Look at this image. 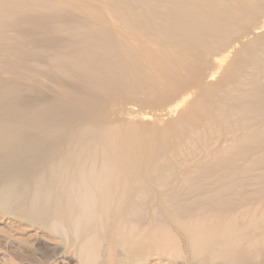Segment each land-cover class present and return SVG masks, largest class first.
I'll return each mask as SVG.
<instances>
[{"label":"bare ground","instance_id":"bare-ground-1","mask_svg":"<svg viewBox=\"0 0 264 264\" xmlns=\"http://www.w3.org/2000/svg\"><path fill=\"white\" fill-rule=\"evenodd\" d=\"M263 9L0 0V211L81 264H264ZM144 98L163 125L103 108Z\"/></svg>","mask_w":264,"mask_h":264},{"label":"rangeland","instance_id":"rangeland-1","mask_svg":"<svg viewBox=\"0 0 264 264\" xmlns=\"http://www.w3.org/2000/svg\"><path fill=\"white\" fill-rule=\"evenodd\" d=\"M233 12H239V10L235 9ZM240 15L245 16V13H241ZM245 19L246 20L238 21L235 24L236 29L253 31L255 27L260 26L261 28L258 30L259 32L254 34L255 37H260L264 34V9L262 10L261 18L250 19L249 17H245ZM217 46L218 44L212 45V49L210 51L207 50V54H199L198 59L200 63L197 66L198 71L199 68L201 70L198 74L200 75V79L204 77V74L202 73L204 70L212 71V69L208 67V63L210 57L217 54L219 48ZM238 46L240 47V45ZM191 58L192 57H190L189 60ZM222 58L225 59L226 57L222 56ZM225 60V63L217 65V77L230 62V58H226ZM185 75L186 77L194 79L193 73L189 72ZM195 86L196 82L191 81L190 85L181 87L178 92L180 94H191L195 89ZM174 104L177 103L175 102ZM182 106L183 105L174 106V108L179 111ZM103 108L106 110L107 114L117 118L131 119L134 121L143 120V122L153 124L155 126H161L166 122V119H164L163 121L165 122H163L162 118L158 119L157 117H151V107L147 98H144L139 102L121 101L117 104L115 103V105H105ZM128 112L131 114V118L127 114ZM145 113H147V116L144 118L138 116V114L141 115ZM132 115L135 116L132 117ZM35 230L36 227L31 226L28 221L15 215L4 214L0 211V264H81L70 248H65V251L62 253L60 258V254L58 253L59 248H52L46 241L50 238V236L46 235V232L43 231L35 233ZM40 235L42 240H39L38 242V239L36 238ZM45 236L47 237L45 238ZM56 250L57 252H55ZM100 254H102V256L96 258L97 262L95 264H104L103 262L105 261V258L103 257L102 249L100 250ZM168 262L169 261L166 258H159L156 255H152L147 256L145 260H142L141 264H164Z\"/></svg>","mask_w":264,"mask_h":264}]
</instances>
